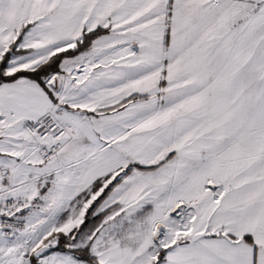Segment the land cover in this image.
Here are the masks:
<instances>
[{
    "label": "snow or ice",
    "instance_id": "obj_1",
    "mask_svg": "<svg viewBox=\"0 0 264 264\" xmlns=\"http://www.w3.org/2000/svg\"><path fill=\"white\" fill-rule=\"evenodd\" d=\"M0 264H264V0H0Z\"/></svg>",
    "mask_w": 264,
    "mask_h": 264
}]
</instances>
